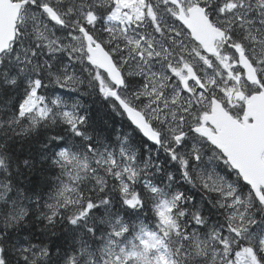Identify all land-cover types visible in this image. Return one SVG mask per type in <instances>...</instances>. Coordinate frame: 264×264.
Segmentation results:
<instances>
[{
  "label": "snow or ice",
  "instance_id": "obj_1",
  "mask_svg": "<svg viewBox=\"0 0 264 264\" xmlns=\"http://www.w3.org/2000/svg\"><path fill=\"white\" fill-rule=\"evenodd\" d=\"M0 264H264V0H0Z\"/></svg>",
  "mask_w": 264,
  "mask_h": 264
}]
</instances>
